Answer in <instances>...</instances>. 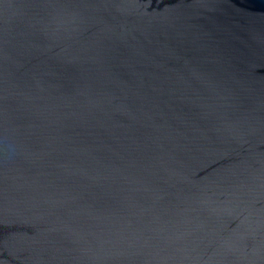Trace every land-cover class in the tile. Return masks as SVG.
<instances>
[{"label": "water", "instance_id": "water-1", "mask_svg": "<svg viewBox=\"0 0 264 264\" xmlns=\"http://www.w3.org/2000/svg\"><path fill=\"white\" fill-rule=\"evenodd\" d=\"M0 264H264V0H0Z\"/></svg>", "mask_w": 264, "mask_h": 264}]
</instances>
